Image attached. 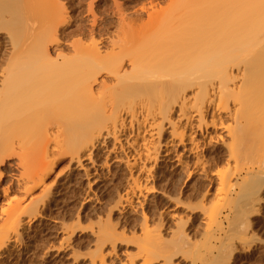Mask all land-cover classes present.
Masks as SVG:
<instances>
[{
    "label": "bare ground",
    "instance_id": "1",
    "mask_svg": "<svg viewBox=\"0 0 264 264\" xmlns=\"http://www.w3.org/2000/svg\"><path fill=\"white\" fill-rule=\"evenodd\" d=\"M128 2L131 7L89 0L86 11L72 16L65 0H0V33L8 45L0 69V264L23 238V216L51 196L49 180L60 158L90 161L106 136L122 145L129 140L128 120L135 138L127 141L128 151L119 147L131 154L125 164L136 177H130L135 192L154 189L135 169L157 161L168 128L164 154L176 156L179 166L196 155V169L208 167L198 133L208 144L222 145L227 173H214L218 191L244 188L230 175L240 158L264 149V0ZM107 234V241L116 240Z\"/></svg>",
    "mask_w": 264,
    "mask_h": 264
},
{
    "label": "rangeland",
    "instance_id": "2",
    "mask_svg": "<svg viewBox=\"0 0 264 264\" xmlns=\"http://www.w3.org/2000/svg\"><path fill=\"white\" fill-rule=\"evenodd\" d=\"M66 1V8H69L68 12L72 16L75 10L86 11L89 3V0ZM119 1L126 7L132 5L129 0ZM5 37L6 34L0 33V50L3 52L0 51V69L3 66L1 63H7H4L8 51V45L3 42ZM189 91L188 94L192 95L195 90ZM174 117L178 118V113ZM166 123L165 131L168 128ZM125 126L129 140L124 137L125 142L123 140L121 145V142L118 144L112 137L106 136L93 152L90 161L84 158L82 164H77L68 154L60 158L49 180V185H53L51 196L48 194V198L42 200L45 204L40 202L37 209L31 211L34 215L30 213L31 216H23L25 228L21 227L20 230L23 238L8 247L2 264H264V158H258L260 165H251L253 160L256 162L258 154L259 157L264 155L263 148L262 152L255 156L251 154L246 160L240 158L238 166L232 168L236 167L234 174L231 170L233 182H244V188L236 190V193H225L218 191L219 182L214 176L217 171L227 173L222 145H210L198 133L197 139L204 148H201L199 155L205 156L210 169H196V155L185 156L182 167L178 165L176 156L171 159L165 156V143L171 139V130L168 128L167 134L161 139L163 144L157 161H146V164L144 162L135 169V172L141 171L139 176H144L141 179L144 185L147 182L148 189L154 187L152 191L146 190L150 194L145 189L141 193L131 189L134 177L131 175L130 178L125 164L126 153L127 156L130 154L126 152L129 149L128 142L131 143L135 138L129 120ZM210 132L214 133L212 130ZM263 134L259 139H262ZM149 137L146 136L152 141ZM261 139L260 143L264 141V138ZM153 141L158 144L157 137ZM142 142L143 138H140L139 144ZM119 145L127 147L126 151ZM91 161L94 165H91ZM142 165L145 167L144 172L140 169ZM248 171L252 174H248ZM189 172L193 173V178H188ZM253 172L258 177L255 178ZM11 176L12 173L7 175L1 188ZM210 182L214 185H210ZM256 184L260 189L252 193ZM156 186L161 189L152 194ZM1 191L0 205H4ZM249 192L255 193V196ZM12 194L19 198L17 192ZM29 217L32 222L28 220ZM106 231L109 233L106 236L114 234L115 237H111V241L116 238L114 242L107 241L105 235L103 237Z\"/></svg>",
    "mask_w": 264,
    "mask_h": 264
}]
</instances>
